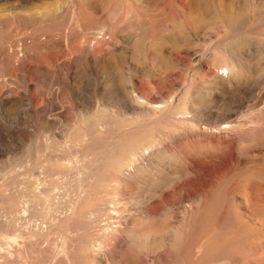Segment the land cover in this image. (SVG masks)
<instances>
[{
	"label": "rangeland",
	"instance_id": "rangeland-1",
	"mask_svg": "<svg viewBox=\"0 0 264 264\" xmlns=\"http://www.w3.org/2000/svg\"><path fill=\"white\" fill-rule=\"evenodd\" d=\"M0 264H264V0H0Z\"/></svg>",
	"mask_w": 264,
	"mask_h": 264
}]
</instances>
